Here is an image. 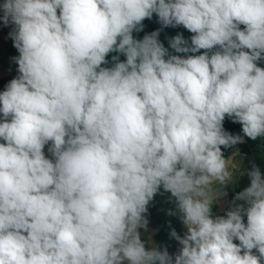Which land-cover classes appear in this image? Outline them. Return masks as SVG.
Here are the masks:
<instances>
[{"label": "clouds", "instance_id": "1", "mask_svg": "<svg viewBox=\"0 0 264 264\" xmlns=\"http://www.w3.org/2000/svg\"><path fill=\"white\" fill-rule=\"evenodd\" d=\"M0 12L19 52L0 92V264L264 262L258 166L242 203L212 215L245 173L222 146L264 137V0H4ZM153 14L194 34L170 39L176 53L206 51L169 55L158 30L135 39ZM161 188L187 229L170 232L174 260L139 231Z\"/></svg>", "mask_w": 264, "mask_h": 264}, {"label": "rangeland", "instance_id": "2", "mask_svg": "<svg viewBox=\"0 0 264 264\" xmlns=\"http://www.w3.org/2000/svg\"><path fill=\"white\" fill-rule=\"evenodd\" d=\"M59 14V10H58ZM2 15V12H0ZM151 20L154 22L155 26L160 30H165L164 33H160L158 36V40L163 44V46L168 49L169 54L174 53L173 49H170L169 41L171 38L176 35H182L183 38L191 44V37L194 35L185 29L182 25L172 27V26H164L162 25L158 17L153 14ZM14 25L9 23L8 26H4L2 22H0V79L3 78H15L19 75L17 68L18 65L15 63L16 57L19 56V52L13 46V40L10 38L9 33L13 30ZM12 51L11 55H9L10 51ZM239 135H243L242 132L237 133ZM3 141L0 140V143ZM246 145L252 154V158H254L255 163H235L238 166L239 171L245 170L243 175H239V171L237 172L238 178L235 183H230L221 188V191L227 193L226 195L220 196L217 203L212 206V215L215 216H225L227 211L231 210L235 205L242 203L241 201H234L233 204L230 203L229 195L234 192L240 191L247 187L250 184V179L247 176V170H251L253 164L259 167L262 176H264V137L257 138L256 140L249 139L245 137V141L243 143ZM51 142L45 145L43 151L48 159H53L51 153L48 152V148L50 147ZM252 162V161H251ZM226 196V198H225ZM175 212V200L171 197V193L165 192L162 188L161 190L154 196L153 200L148 205V211L145 214L148 219V230L139 229L141 233V239L146 243V247H150L148 244L149 238L153 243L159 246L161 249L167 248L169 254L175 258V255L179 252L181 245L178 241L170 236V232L174 229L177 234L183 236L187 229L181 222L179 218V214L169 215V212ZM246 221V217H244ZM234 243L239 244L238 240H234Z\"/></svg>", "mask_w": 264, "mask_h": 264}, {"label": "trees", "instance_id": "3", "mask_svg": "<svg viewBox=\"0 0 264 264\" xmlns=\"http://www.w3.org/2000/svg\"><path fill=\"white\" fill-rule=\"evenodd\" d=\"M3 2H4V0H0V4H2ZM142 23L144 25L143 30L140 31V32H135V31L133 32V36H134L135 39H143V37L146 34H150L151 32L157 31V30L159 31V34L165 32V30H160L159 28H157L155 26L154 22L151 19H145ZM241 28H243V25H241ZM170 49H172V48L170 47ZM215 50H216V48L211 50L209 52V54L211 55V52H214ZM12 51L13 50L10 51L9 55H11ZM204 51H206V50L201 49L197 53H176V52H174V53H171L169 55H179V56H182V57L186 58L187 56H190V55L202 54ZM113 55H117V54L116 53H110L109 56L106 58V59H108L109 63L107 65H102V67H111L112 66V59L111 58H112ZM119 58H120L121 61L126 59V57L123 56L122 54H120ZM165 59H167V57H165ZM0 63H3V61L1 60ZM257 64H258L259 67L264 68V60L258 61ZM10 80H12V78L0 79V92H3L5 90L6 85L9 83ZM223 127H224V129L226 131H228V132H230V133H232L234 135L239 133L240 131H242L241 130L242 129L241 124L234 123L231 120V118H228L227 116H226V118H225V120L223 122ZM231 151H238L242 155H247V156L251 155V150L244 144H237L234 147H230V148H223V146H222V152H223L224 156L227 153L231 152ZM241 191H243V189L240 190V191L234 192V193H232L230 195L229 199H230V203L231 204H233L234 201H237V200H235V196H236L237 193H239Z\"/></svg>", "mask_w": 264, "mask_h": 264}, {"label": "crops", "instance_id": "4", "mask_svg": "<svg viewBox=\"0 0 264 264\" xmlns=\"http://www.w3.org/2000/svg\"><path fill=\"white\" fill-rule=\"evenodd\" d=\"M240 132H242V131H240ZM224 157L226 159L231 158L234 163H255L254 162V158H252L253 157L252 154L250 156L242 155L238 151H231V152L227 153ZM225 191L226 190H225V187H224V192ZM228 195L230 197L231 193L228 194ZM226 196H225V198H226Z\"/></svg>", "mask_w": 264, "mask_h": 264}, {"label": "built area", "instance_id": "5", "mask_svg": "<svg viewBox=\"0 0 264 264\" xmlns=\"http://www.w3.org/2000/svg\"><path fill=\"white\" fill-rule=\"evenodd\" d=\"M245 223H246V221H245ZM253 252L255 253L256 252V250H253ZM257 255H258V253H256ZM262 264H264V262H262Z\"/></svg>", "mask_w": 264, "mask_h": 264}]
</instances>
